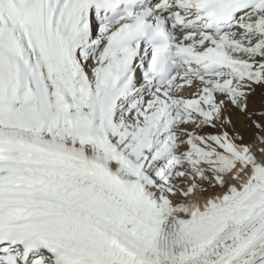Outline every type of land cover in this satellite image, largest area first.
Here are the masks:
<instances>
[{
    "label": "snow or ice",
    "instance_id": "obj_1",
    "mask_svg": "<svg viewBox=\"0 0 264 264\" xmlns=\"http://www.w3.org/2000/svg\"><path fill=\"white\" fill-rule=\"evenodd\" d=\"M0 264H264V0H0Z\"/></svg>",
    "mask_w": 264,
    "mask_h": 264
},
{
    "label": "bare ground",
    "instance_id": "obj_2",
    "mask_svg": "<svg viewBox=\"0 0 264 264\" xmlns=\"http://www.w3.org/2000/svg\"><path fill=\"white\" fill-rule=\"evenodd\" d=\"M140 83H142V81H140ZM138 86H139V84H138Z\"/></svg>",
    "mask_w": 264,
    "mask_h": 264
}]
</instances>
